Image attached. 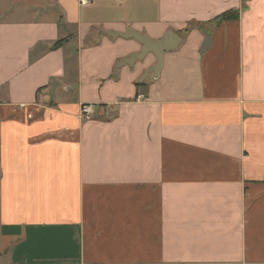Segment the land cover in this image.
<instances>
[{"label":"crops","instance_id":"0c3cea01","mask_svg":"<svg viewBox=\"0 0 264 264\" xmlns=\"http://www.w3.org/2000/svg\"><path fill=\"white\" fill-rule=\"evenodd\" d=\"M81 2L0 0V264H264V0Z\"/></svg>","mask_w":264,"mask_h":264},{"label":"water","instance_id":"95a60500","mask_svg":"<svg viewBox=\"0 0 264 264\" xmlns=\"http://www.w3.org/2000/svg\"><path fill=\"white\" fill-rule=\"evenodd\" d=\"M109 36L113 38L120 37L134 39L142 46V49L138 54L131 55L128 59L123 61L122 64L130 65L136 61L142 60L147 54H153L156 58V64L152 68V71L155 75L158 74L161 68L163 55L175 49L180 43V39L171 32L167 33L161 40L158 41L150 40L145 36L132 32L131 30H126L124 34H109ZM208 46L209 37H207L205 42L201 45V52H203Z\"/></svg>","mask_w":264,"mask_h":264},{"label":"built area","instance_id":"2783aa9c","mask_svg":"<svg viewBox=\"0 0 264 264\" xmlns=\"http://www.w3.org/2000/svg\"><path fill=\"white\" fill-rule=\"evenodd\" d=\"M82 4H86L87 0H82ZM80 116L83 118H90L94 115V105L91 104H84L80 106Z\"/></svg>","mask_w":264,"mask_h":264},{"label":"trees","instance_id":"16d2710c","mask_svg":"<svg viewBox=\"0 0 264 264\" xmlns=\"http://www.w3.org/2000/svg\"><path fill=\"white\" fill-rule=\"evenodd\" d=\"M237 11L228 12L225 15H223L221 18L224 20H231L237 18Z\"/></svg>","mask_w":264,"mask_h":264}]
</instances>
